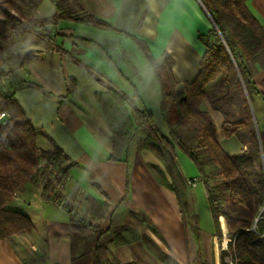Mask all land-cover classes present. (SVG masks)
Returning a JSON list of instances; mask_svg holds the SVG:
<instances>
[{
  "label": "crops",
  "instance_id": "0c3cea01",
  "mask_svg": "<svg viewBox=\"0 0 264 264\" xmlns=\"http://www.w3.org/2000/svg\"><path fill=\"white\" fill-rule=\"evenodd\" d=\"M72 2L76 14H91L110 28L58 20L47 37L33 43L40 52L26 63L25 76L10 81L11 93L36 130L38 148L56 145L68 167L60 192L53 180L42 189L29 181L5 205L26 215L32 229L0 241V264H227L233 240L225 218L213 219L193 162L176 150L182 204L168 169L145 145L147 126L139 127L121 160H111V136L95 97L109 90L122 94L135 119V112L145 109L167 138L161 87L139 42L155 60L170 57L178 84L193 81L205 53L199 35L213 26L201 0ZM246 5L264 28V0H247ZM250 65L254 92L248 102L260 154L250 177L259 192L264 182V52ZM221 90L209 86L212 95ZM203 109L225 152L248 149L242 134H223L221 111L207 100ZM190 178L197 179L195 186L187 183ZM72 221L86 232L72 230ZM248 230L259 237L255 247L264 254V190Z\"/></svg>",
  "mask_w": 264,
  "mask_h": 264
},
{
  "label": "trees",
  "instance_id": "16d2710c",
  "mask_svg": "<svg viewBox=\"0 0 264 264\" xmlns=\"http://www.w3.org/2000/svg\"><path fill=\"white\" fill-rule=\"evenodd\" d=\"M23 1L26 0H0V36L7 31L26 27L41 30L43 23L45 27L51 26L65 17L96 27L110 28L91 14H76L72 0H50L55 7V14L42 21L32 17L23 23L22 19L27 17ZM246 1L201 0L213 26L207 33L199 35L205 53L199 63L198 75L191 82L178 84L172 75L170 57L163 54L159 60H155L143 43L139 42L161 87L160 111L167 126V138L159 133L151 114L145 109L136 111L135 119L122 94L109 90L96 93L95 97L111 136V160H121L139 127L147 126L150 137L145 145L152 148L168 169L172 177L171 186L180 202L184 203V187L176 164L177 149L196 166L215 222L219 216L226 220L228 235L233 240V243H229V249L234 264H264V254L255 247L259 237L248 230L264 190L263 181L258 192L250 177L260 154L248 102L254 92L250 62L264 52V28L249 11ZM14 12L18 13V17ZM211 84L222 89L220 94L212 95L209 91ZM73 89L74 85H71L70 91ZM206 100L212 108L223 113V134L226 137L242 134L248 144L246 151L229 154L222 149L215 137L214 122L203 109ZM0 111L8 114L6 124L0 125L1 241L32 229V222L26 215L6 209L5 205L26 182L35 181L48 173L47 165L42 170L39 168L44 158L54 163L62 173L68 167V159L56 145L45 151L38 148L36 130L12 93L0 90ZM50 180L53 178H47L45 184ZM70 227L75 231L86 232L83 224L72 221Z\"/></svg>",
  "mask_w": 264,
  "mask_h": 264
},
{
  "label": "rangeland",
  "instance_id": "374dc122",
  "mask_svg": "<svg viewBox=\"0 0 264 264\" xmlns=\"http://www.w3.org/2000/svg\"><path fill=\"white\" fill-rule=\"evenodd\" d=\"M22 4H24L23 9L28 12L26 13L25 11V14H27L25 19L19 17L22 19L23 23H25V20L32 17L42 21L45 17H48L55 11L49 0H26L23 1ZM14 15L18 17V13L14 12ZM78 15H81V13H78ZM51 26L45 27L43 23L41 30L26 27L23 30L7 31L3 36H0V90L11 93L9 88L10 81H17L25 76V73H27L26 63L32 61L40 52L39 50H35L33 43L35 41L40 42L41 38H44L46 34H49L47 30H50V28H52ZM178 162L179 168L186 174L184 163L181 162L180 159ZM52 177L55 178L52 181L55 184V191L60 192V181L62 178L56 175ZM37 181L38 180L35 179L36 184ZM43 187L40 188L42 189ZM58 198L59 197H57V200ZM231 256L233 257L232 252Z\"/></svg>",
  "mask_w": 264,
  "mask_h": 264
},
{
  "label": "built area",
  "instance_id": "2783aa9c",
  "mask_svg": "<svg viewBox=\"0 0 264 264\" xmlns=\"http://www.w3.org/2000/svg\"><path fill=\"white\" fill-rule=\"evenodd\" d=\"M8 117V114L6 112L0 111V125L3 126L6 124V118ZM47 165V170L48 173L43 174L41 176H39L37 178V185L39 187H43L46 183V179L51 177L53 179H55L52 176H59V177H64V174L58 170L57 166L52 163L47 161L46 158H44L41 163L39 164V168L42 170L45 166ZM187 183L191 186H195L197 183V179L196 178H190L188 179ZM227 264H234L233 260H232V256L230 255L227 259H226Z\"/></svg>",
  "mask_w": 264,
  "mask_h": 264
}]
</instances>
